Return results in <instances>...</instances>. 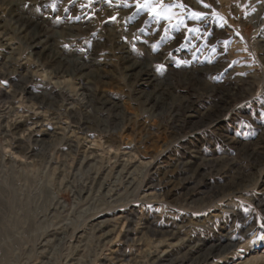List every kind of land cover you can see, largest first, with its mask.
I'll return each instance as SVG.
<instances>
[{"label": "rangeland", "instance_id": "1", "mask_svg": "<svg viewBox=\"0 0 264 264\" xmlns=\"http://www.w3.org/2000/svg\"><path fill=\"white\" fill-rule=\"evenodd\" d=\"M144 2L0 0V264H264V0Z\"/></svg>", "mask_w": 264, "mask_h": 264}, {"label": "bare ground", "instance_id": "2", "mask_svg": "<svg viewBox=\"0 0 264 264\" xmlns=\"http://www.w3.org/2000/svg\"><path fill=\"white\" fill-rule=\"evenodd\" d=\"M18 21H19V19H18ZM28 24V22H22V26H25V25H27ZM33 29V28H32ZM35 32V31H34ZM34 43V42H33ZM47 44V43H46ZM49 46V45H48ZM49 48V47H48ZM54 49V48H53ZM52 52L53 51H51V50H48V53H46L47 54V56H52V59L53 60H57L59 63L58 64H60V65H62V64H64V65H62V66H65L66 67V69H68L67 67L69 66V62L67 61V63L66 62H63L62 61V59L58 56V54L56 55V54H54L53 53V55H52ZM39 59V58H38ZM42 61V60H41ZM56 63V62H55ZM135 66L136 65H132L131 67H130V69L131 68H135ZM64 67V68H65ZM142 68V67H141ZM75 69H76V71H77V73L78 72H82L83 70H85L86 68L84 67V66H75ZM89 69V68H88ZM141 70V69H140ZM71 71V70H70ZM66 72H69L68 70L66 71ZM138 73V72H137ZM68 75H69V73H67ZM13 128V127H12ZM261 162V161H260Z\"/></svg>", "mask_w": 264, "mask_h": 264}, {"label": "snow or ice", "instance_id": "3", "mask_svg": "<svg viewBox=\"0 0 264 264\" xmlns=\"http://www.w3.org/2000/svg\"><path fill=\"white\" fill-rule=\"evenodd\" d=\"M138 3V7H141L139 5V0H137ZM152 3V0H145L144 5L142 6L143 8L147 9L149 7V5ZM153 12H155V9H152ZM164 11L165 10H161V12H156V16H163L164 15ZM193 15H199L197 13H194ZM164 18H167L166 16H164ZM262 227H264V225H262Z\"/></svg>", "mask_w": 264, "mask_h": 264}]
</instances>
